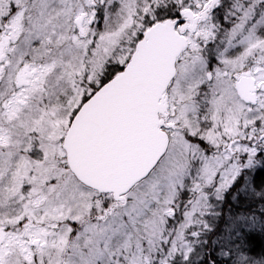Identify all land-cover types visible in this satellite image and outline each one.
Returning a JSON list of instances; mask_svg holds the SVG:
<instances>
[{
  "label": "snow or ice",
  "instance_id": "snow-or-ice-1",
  "mask_svg": "<svg viewBox=\"0 0 264 264\" xmlns=\"http://www.w3.org/2000/svg\"><path fill=\"white\" fill-rule=\"evenodd\" d=\"M0 264H264V0H0Z\"/></svg>",
  "mask_w": 264,
  "mask_h": 264
}]
</instances>
